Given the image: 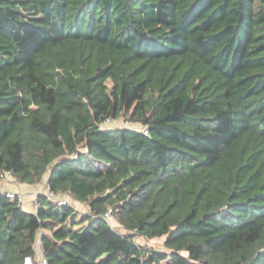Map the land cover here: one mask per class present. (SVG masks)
Wrapping results in <instances>:
<instances>
[{"label": "trees", "instance_id": "obj_1", "mask_svg": "<svg viewBox=\"0 0 264 264\" xmlns=\"http://www.w3.org/2000/svg\"><path fill=\"white\" fill-rule=\"evenodd\" d=\"M4 171L88 210L1 192L0 264H264V0H0Z\"/></svg>", "mask_w": 264, "mask_h": 264}, {"label": "crops", "instance_id": "obj_2", "mask_svg": "<svg viewBox=\"0 0 264 264\" xmlns=\"http://www.w3.org/2000/svg\"><path fill=\"white\" fill-rule=\"evenodd\" d=\"M48 188V184L46 182V178H43L39 183H21L16 181L15 178L13 179H7V180H3L0 178V189L3 191H10V192H17L19 193L22 203H23V207L27 210V211H36L37 209V205L35 204L33 198L34 196L39 195L40 193H45L46 190ZM59 197H65V194H57ZM27 200V203L29 205V208L25 207L24 205V201ZM78 202V204L82 205V210L78 209L76 207V205L72 202V205L76 208V210L79 213H85L88 210V206L82 202L76 201Z\"/></svg>", "mask_w": 264, "mask_h": 264}, {"label": "built area", "instance_id": "obj_3", "mask_svg": "<svg viewBox=\"0 0 264 264\" xmlns=\"http://www.w3.org/2000/svg\"><path fill=\"white\" fill-rule=\"evenodd\" d=\"M117 121L116 120H112L110 118L106 119L102 124L103 126H109V125H112V124H115ZM122 125H126V126H132L133 124H131L129 121L125 120ZM112 127V126H110ZM113 127H116V126H113ZM0 178L3 179V180H7V179H13L14 178V175L11 173V171H4L0 174ZM1 192H5V194L10 197V198H14L16 195L19 196V199L21 200V197L19 195V193L17 192H10V191H3L0 189V193ZM45 194L47 195L48 198L54 200L56 203L58 204H67V203H70L72 204L71 201H69L68 199H63L61 197H59L57 194H55L49 187L47 188ZM35 204L38 206L39 205V202L38 200L36 199V196H34L33 198ZM22 202V200H21ZM113 211L112 209H109L105 214L104 216L106 217V219L108 221H110V218L113 217L112 215ZM42 245H43V242L42 240L39 238L35 244V251H36V262L34 260L33 257L31 256H28L26 257L25 261H24V264H34V263H38V264H49L48 262V259L45 255V253H43L42 251Z\"/></svg>", "mask_w": 264, "mask_h": 264}, {"label": "rangeland", "instance_id": "obj_4", "mask_svg": "<svg viewBox=\"0 0 264 264\" xmlns=\"http://www.w3.org/2000/svg\"><path fill=\"white\" fill-rule=\"evenodd\" d=\"M34 94L36 96H38L39 98H47L50 96L49 89L41 87V86L34 89ZM124 121L125 120L121 118V119H118L115 124H112L109 126L113 127V126L122 125V123ZM134 126H138V124H135ZM44 178H46V176ZM61 198L68 199L69 201L73 202L78 209L82 210V207H81L82 205L78 204V202H76V200L72 199L68 194L65 195V197H61ZM24 205H25V207L29 208L27 200L24 201ZM110 222L114 226V228L117 229L118 231L127 232V230L121 224L118 223L117 219L114 216L110 218ZM135 239L137 242L139 241L143 246H146L148 248L165 249V247H164V239L165 238L164 237H156L153 239H148V238L143 237L140 234H138ZM166 262L167 261H164V264ZM34 264H38V263H34Z\"/></svg>", "mask_w": 264, "mask_h": 264}]
</instances>
